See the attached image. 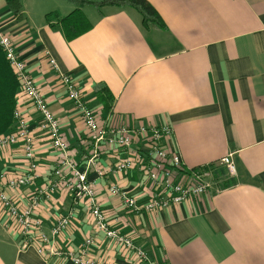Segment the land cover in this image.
I'll return each instance as SVG.
<instances>
[{"label":"crops","instance_id":"1","mask_svg":"<svg viewBox=\"0 0 264 264\" xmlns=\"http://www.w3.org/2000/svg\"><path fill=\"white\" fill-rule=\"evenodd\" d=\"M165 29L141 24L131 8L107 7L102 16L82 9L93 25L67 41L56 21L45 15L67 16L72 7L62 0H20L18 21L0 0V27L45 99L79 162L84 144L81 115L67 98L58 73L71 75L87 105L111 114L114 122L169 125L173 146L186 169L209 166L211 188L198 200L170 205L151 214L128 212L107 189L117 184L147 200L149 184L137 171L121 178L107 173L95 183L96 196L112 228L132 237L154 259L169 264H264V0H146ZM106 87L113 97L104 113L96 94ZM34 136L35 159L42 172L33 185L16 193L25 202L52 176L55 153L37 124L40 115L18 97ZM230 156L236 175L221 164ZM103 167L114 163L103 155ZM27 161L20 144L0 149V171L21 172ZM71 206L65 194L39 211L44 232ZM0 215V264H70L18 251L16 236ZM91 236L89 257L105 264H134L112 247L103 233H94L85 204L60 245L76 250Z\"/></svg>","mask_w":264,"mask_h":264},{"label":"built area","instance_id":"2","mask_svg":"<svg viewBox=\"0 0 264 264\" xmlns=\"http://www.w3.org/2000/svg\"><path fill=\"white\" fill-rule=\"evenodd\" d=\"M0 47L19 84L13 112L14 125L9 132L0 135V149L20 144L27 161L21 172L0 171V214L6 217L8 228L16 236L18 251L33 248L38 255L49 260L70 264H105L89 257V247L93 243L91 236L86 237L76 250L59 244L63 233L75 219L76 208L85 204L94 233H103L112 247L120 250L122 256H129L134 264H169L165 258L154 259L132 237L109 225L96 196V180L102 179L107 173L118 179L131 170H137L149 184L146 201L140 203L135 196H131L117 184L110 185L107 192L119 199L128 212L151 214L170 205L198 200L207 194L211 188L210 167L191 170L184 167L179 153L174 149L173 129L169 125L114 122L111 114L104 116L100 109L89 107L71 75L61 71L56 61L50 58L49 63L58 73L67 98L81 115L87 151L78 162L62 132L59 120L49 110L26 69L25 61L1 27ZM18 97L29 101L39 113L37 129L47 137L50 148L55 153L51 178L28 194L25 202L16 193L33 185L42 177V172L35 159L34 136L28 128V119L17 105ZM108 154L114 163L103 167L102 156ZM220 162L230 177L236 175L230 156L224 157ZM54 194H65L70 199L71 206L52 223L49 236L44 232L39 211L43 205L54 200Z\"/></svg>","mask_w":264,"mask_h":264},{"label":"trees","instance_id":"3","mask_svg":"<svg viewBox=\"0 0 264 264\" xmlns=\"http://www.w3.org/2000/svg\"><path fill=\"white\" fill-rule=\"evenodd\" d=\"M72 7V11L65 17H60L57 12H49L45 15V22L60 27L67 41H72L90 31L93 25L85 17L82 9L93 8L99 16L102 9L107 7L131 8L141 17L142 26L165 29L164 23L157 11L146 0H62ZM6 7L18 21L23 20L22 4L20 0H4ZM19 84L13 74L3 50L0 47V135L9 132L14 125L13 112L16 107V95ZM97 100L104 113H111L113 109V97L106 87H102L96 94ZM112 114V113H111Z\"/></svg>","mask_w":264,"mask_h":264},{"label":"rangeland","instance_id":"4","mask_svg":"<svg viewBox=\"0 0 264 264\" xmlns=\"http://www.w3.org/2000/svg\"><path fill=\"white\" fill-rule=\"evenodd\" d=\"M90 9H93V8H90ZM96 12H97V11H96ZM0 215H1V214H0ZM4 217H5V216H4ZM5 219H6V217H5ZM5 219H4V220H5ZM6 221H7V219H6Z\"/></svg>","mask_w":264,"mask_h":264}]
</instances>
